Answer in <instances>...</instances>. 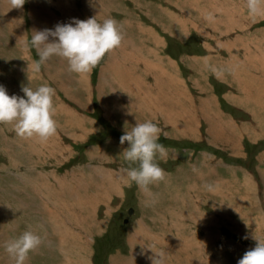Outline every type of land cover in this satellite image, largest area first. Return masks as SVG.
<instances>
[{
	"label": "rangeland",
	"instance_id": "374dc122",
	"mask_svg": "<svg viewBox=\"0 0 264 264\" xmlns=\"http://www.w3.org/2000/svg\"><path fill=\"white\" fill-rule=\"evenodd\" d=\"M91 16L119 22V47L87 74L59 56L33 71L31 30ZM44 82L55 135L0 122V264H15L6 243L26 230L42 240L25 264H237L264 240V6L0 0V84L23 96ZM146 120L168 150L149 190L130 181L120 143Z\"/></svg>",
	"mask_w": 264,
	"mask_h": 264
},
{
	"label": "clouds",
	"instance_id": "9594fccd",
	"mask_svg": "<svg viewBox=\"0 0 264 264\" xmlns=\"http://www.w3.org/2000/svg\"><path fill=\"white\" fill-rule=\"evenodd\" d=\"M248 13L255 16L264 6V0H246ZM24 46L30 52L35 49L37 57L31 67L39 72L51 57L66 59L69 70L77 74L91 72L112 50L119 47L124 39L121 25L113 17L102 21L97 16L87 19L72 18L69 22L57 23L52 28L33 29ZM23 96L9 95L5 85L0 84V122H13L16 133L25 138L38 137L47 140L57 132L55 119V88L47 82L36 88L23 86ZM161 128L152 120L137 122L125 129L120 143L127 142L123 149L124 159L131 166L124 171L139 187L149 190L154 182L162 181L167 173L157 158L167 154V148L159 142ZM211 188V186H209ZM247 238V236H245ZM257 241L237 261V264H264V240ZM42 237L26 230L6 243L7 252L15 264H25L30 250L41 243Z\"/></svg>",
	"mask_w": 264,
	"mask_h": 264
},
{
	"label": "bare ground",
	"instance_id": "6f19581e",
	"mask_svg": "<svg viewBox=\"0 0 264 264\" xmlns=\"http://www.w3.org/2000/svg\"><path fill=\"white\" fill-rule=\"evenodd\" d=\"M56 10H57V9H56ZM151 32H153V31H151ZM158 33H159V32H158ZM182 41H183V40H182ZM5 49H6V48H5ZM7 50H8V49H7ZM7 50H6V51H7ZM8 53H9V52H8ZM10 53H11V52H10ZM116 56H117V55H116ZM128 57H129V56H128ZM118 59H119V58H118ZM120 61H121V60H120ZM116 62H117V60H116ZM133 62H134V61H133ZM137 62H138V61H137ZM140 62H141V61H140ZM117 64H118V63H117ZM135 64H136V63H135ZM121 65H122V64H121ZM111 66L113 67V69L115 68V65H114V64H111ZM112 67H111V69H112ZM117 67H118V66H117ZM113 69H112V70H113ZM123 69H124V68H123ZM117 70H119V69L117 68ZM119 72H120V71H119ZM121 74H122V73H121ZM122 75H123V74H122ZM35 79H36V78H35ZM48 79H49V78H48ZM137 96H138V95H137ZM140 97H142V96H140ZM144 98H145V97H144ZM144 98H142V99H144ZM153 99H154V98H153ZM155 99H156V98H155ZM140 101H141V98H140ZM145 101H147V100L145 99ZM148 101H150V100H148ZM153 101H154V100H153ZM156 101H157V100H156ZM158 101H159V100H158ZM158 101H157V102H158ZM151 102H152V101H151ZM154 102H155V101H154ZM157 102H156V103H157ZM152 103H153V102H152ZM149 104H150V103H149ZM142 105H143V104H142ZM154 105H156V104L154 103ZM148 106H149V105H148ZM151 106H152V105H151ZM145 107H146V106H145ZM146 108H147V107H146ZM161 109H162V108H161ZM54 142H55V141H54ZM29 143H30V142H29ZM57 143H58V142H57ZM55 144H56V143H55ZM52 145H53V144H52ZM58 146H59V145H58ZM58 146H57V147H58ZM59 148H60V147H59ZM54 150H55V149H54ZM10 178H11V177H10ZM4 181H5V180H4ZM50 182H51V181H50ZM183 205H184V204H183ZM182 208H183V207H182ZM182 208H181V209H182ZM76 215H77V214H76ZM81 225H82V224H81ZM63 236H64V235H63ZM76 240H77V239H76ZM79 240H80V239H79ZM78 242H82V241H78ZM84 243H85V242H84ZM84 243H83V244H84ZM86 246H87V245H86ZM86 246H85V247H86ZM88 252H90V251H88ZM76 253H77V252H76ZM69 254H70V253H69ZM31 255H32V254H31ZM35 255H36V254H35ZM59 255H60V254H59ZM75 255H76V254H75ZM32 256H33V255H32ZM37 258H38V257H37ZM64 259H65V258H64ZM65 262H66V261H65ZM134 262H135V261H134ZM134 262H133L132 264H136V263H134ZM137 262H139V260H137ZM73 263H74V262H73ZM75 264H76V263H75Z\"/></svg>",
	"mask_w": 264,
	"mask_h": 264
},
{
	"label": "crops",
	"instance_id": "0c3cea01",
	"mask_svg": "<svg viewBox=\"0 0 264 264\" xmlns=\"http://www.w3.org/2000/svg\"><path fill=\"white\" fill-rule=\"evenodd\" d=\"M242 89L244 90V94H246V91H245V89L242 87Z\"/></svg>",
	"mask_w": 264,
	"mask_h": 264
},
{
	"label": "water",
	"instance_id": "95a60500",
	"mask_svg": "<svg viewBox=\"0 0 264 264\" xmlns=\"http://www.w3.org/2000/svg\"><path fill=\"white\" fill-rule=\"evenodd\" d=\"M132 210L129 211V214H131Z\"/></svg>",
	"mask_w": 264,
	"mask_h": 264
}]
</instances>
